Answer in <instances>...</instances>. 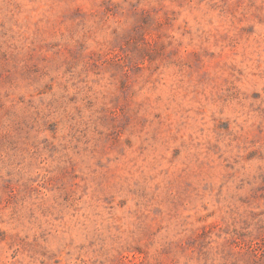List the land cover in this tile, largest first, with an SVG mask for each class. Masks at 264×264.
<instances>
[{
	"label": "rangeland",
	"instance_id": "rangeland-1",
	"mask_svg": "<svg viewBox=\"0 0 264 264\" xmlns=\"http://www.w3.org/2000/svg\"><path fill=\"white\" fill-rule=\"evenodd\" d=\"M0 264H264V0H0Z\"/></svg>",
	"mask_w": 264,
	"mask_h": 264
}]
</instances>
